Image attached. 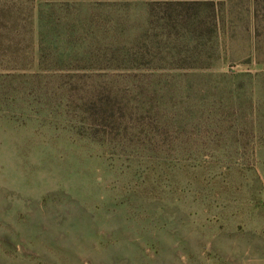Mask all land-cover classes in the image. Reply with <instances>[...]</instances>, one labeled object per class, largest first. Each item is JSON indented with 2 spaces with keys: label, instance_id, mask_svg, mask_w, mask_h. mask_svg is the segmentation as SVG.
<instances>
[{
  "label": "rangeland",
  "instance_id": "374dc122",
  "mask_svg": "<svg viewBox=\"0 0 264 264\" xmlns=\"http://www.w3.org/2000/svg\"><path fill=\"white\" fill-rule=\"evenodd\" d=\"M0 264H264V0H0Z\"/></svg>",
  "mask_w": 264,
  "mask_h": 264
}]
</instances>
